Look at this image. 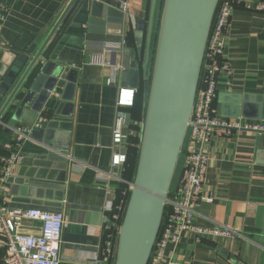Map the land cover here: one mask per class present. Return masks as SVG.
Listing matches in <instances>:
<instances>
[{
	"label": "crops",
	"instance_id": "obj_1",
	"mask_svg": "<svg viewBox=\"0 0 264 264\" xmlns=\"http://www.w3.org/2000/svg\"><path fill=\"white\" fill-rule=\"evenodd\" d=\"M68 1L0 0L6 8L0 30V59L9 55L8 48L28 46L45 29L42 40ZM127 1L133 13L130 20L115 7L108 15L100 10L93 16L91 3H87L76 16L74 9L53 40L50 48L62 63L53 62L75 72L72 112L68 115L63 107H57L63 90V86H57L53 90L58 96L52 91L51 101L38 115L46 118L41 127L27 133L16 145V129L30 126L27 123L38 118L23 114L14 127L0 134V161L15 155L9 167V203L59 211L63 215L60 264H80L81 256L97 249L106 218L103 210L114 198L116 181L109 182L113 192L108 193L102 174L110 171L116 93L119 86L137 84L141 79L140 58L150 3V0ZM255 1L232 3L224 44V61L229 72L218 79L214 100L215 112L222 117L264 121L251 117L255 116L257 105L264 111V12L246 6ZM137 18L144 20L141 57L134 34ZM105 45L120 49L106 50ZM34 98L27 106L32 108ZM234 112L238 115L231 116ZM52 134L58 147L67 139L66 166L47 158V152L53 150L47 143ZM262 135L231 129L218 134L207 146L209 161L202 193L211 200L198 203L195 221L224 226L240 235L234 238L204 235L199 239L192 234L184 235L177 246L166 249L168 264H264ZM62 171L64 181L60 179ZM24 186L26 195L22 196ZM25 229L37 232L35 228Z\"/></svg>",
	"mask_w": 264,
	"mask_h": 264
},
{
	"label": "water",
	"instance_id": "obj_2",
	"mask_svg": "<svg viewBox=\"0 0 264 264\" xmlns=\"http://www.w3.org/2000/svg\"><path fill=\"white\" fill-rule=\"evenodd\" d=\"M219 1L150 0L142 58L144 20L137 18L134 34L139 47L145 108L134 178L117 230L114 264H147L149 261L191 123L204 52ZM87 3H91L95 16L100 10L108 15L117 2L69 0L42 40L45 29L28 46L8 48L9 55L0 59V134L14 127L20 115L38 117L57 86H63L57 107H63L65 114L72 112L75 72L65 70L50 47L74 9L76 16ZM129 85L136 89L139 86L132 82ZM34 96L31 108L27 104ZM257 108L255 116L251 117L264 120V111L259 105ZM242 115L246 116L244 112ZM34 120L27 124H33ZM65 139L61 147L57 146L53 134L47 142L53 149L47 152V158L61 161L64 166L68 158ZM64 175L62 171L61 181ZM24 191L25 186L20 195L25 196Z\"/></svg>",
	"mask_w": 264,
	"mask_h": 264
},
{
	"label": "built area",
	"instance_id": "obj_3",
	"mask_svg": "<svg viewBox=\"0 0 264 264\" xmlns=\"http://www.w3.org/2000/svg\"><path fill=\"white\" fill-rule=\"evenodd\" d=\"M233 0H220L214 15L207 45L204 52L200 79L195 93L193 114L188 126L181 151L178 172L175 175L161 220L160 230L154 242L147 264H168L166 249L175 247L184 235L192 234L199 239L204 235L238 237L235 230L224 226L206 225L195 221L196 206L199 202L211 198L202 193L204 174L209 161L207 146L218 135L231 129L264 132V121H249L238 118L222 117L216 114L214 100L217 82L228 74V64L224 61L226 26L232 11ZM248 8L264 12V0H256L246 5ZM115 8L126 20L132 18V11L127 0H119ZM6 8L0 4V30ZM106 50L118 51L117 46H104ZM115 66H112V71ZM110 81V80H109ZM136 88L121 85L117 89L115 107L116 117L112 128V153L110 171L102 174L108 193L113 192L109 182L122 181L130 189V182L121 177L127 161L126 144L130 135L136 131L131 125L140 122L129 118L127 109L134 104ZM58 96L57 92H53ZM46 121L38 116L30 126L16 129L14 143L19 144L23 137ZM11 147L10 144L7 145ZM14 154L3 157L0 161V261L3 264H60V239L64 225L61 212L39 207H18L9 203L10 192L8 178L10 164ZM101 175V176H102ZM125 195L126 191H122ZM126 198L114 202L111 198L104 207L106 221L101 226L100 241L96 250L81 256L80 264H114L117 230L124 212ZM35 224L30 227L27 224ZM35 228L37 232L26 230ZM34 230V229H33Z\"/></svg>",
	"mask_w": 264,
	"mask_h": 264
},
{
	"label": "trees",
	"instance_id": "obj_4",
	"mask_svg": "<svg viewBox=\"0 0 264 264\" xmlns=\"http://www.w3.org/2000/svg\"><path fill=\"white\" fill-rule=\"evenodd\" d=\"M144 99H145V95L143 91V81L141 79L139 86L136 89L134 104L132 107L126 110L129 115V118H131L132 121L142 123L144 108H145ZM131 128L134 131H136V134L130 135L127 138V144H126L127 161L125 164L124 171L121 174V177L128 182H131L134 178L136 163L138 159V152H139L140 135H141L140 125H131ZM178 166H179V163H178ZM178 166H177L175 175L178 172ZM116 182L115 184H113L114 202H117L121 198L127 199L129 195V189H127V184L122 181L120 182L116 181ZM122 191H126V194L123 195Z\"/></svg>",
	"mask_w": 264,
	"mask_h": 264
},
{
	"label": "rangeland",
	"instance_id": "obj_5",
	"mask_svg": "<svg viewBox=\"0 0 264 264\" xmlns=\"http://www.w3.org/2000/svg\"><path fill=\"white\" fill-rule=\"evenodd\" d=\"M140 81H141V79H140ZM140 81L138 82V84L140 83Z\"/></svg>",
	"mask_w": 264,
	"mask_h": 264
}]
</instances>
